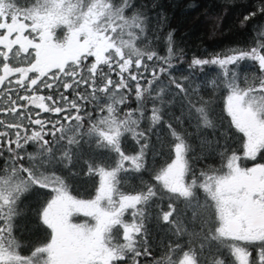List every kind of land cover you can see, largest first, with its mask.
I'll use <instances>...</instances> for the list:
<instances>
[{
	"label": "snow or ice",
	"instance_id": "1",
	"mask_svg": "<svg viewBox=\"0 0 264 264\" xmlns=\"http://www.w3.org/2000/svg\"><path fill=\"white\" fill-rule=\"evenodd\" d=\"M254 17L264 18V0L244 16L242 26ZM149 23L133 0H0V114L13 118H0V264H141L140 257L153 255L147 228L153 208L173 236L187 235L190 242L181 245L177 239L151 264H226L224 250L232 264H264V162H259L264 160V24L254 47L193 57L190 74L178 79L171 71L177 57L174 30L167 33L161 55L148 40ZM246 60L258 63V84L238 75ZM148 61L154 66L146 79ZM205 66L219 71L198 90L193 74ZM130 81L137 106L125 110ZM41 88L59 95L35 96ZM208 88L226 91L223 113L229 121L220 136L231 139L232 129L242 134V156L227 143L218 152L219 141L213 148L206 139L207 155L192 156L184 132L168 122L167 160L152 169L155 183L137 177L136 189L122 190V173L148 170L147 154L156 153L149 133L165 122L167 105L179 99L180 115L168 113L178 125L222 128L225 118L215 116L212 102L196 99ZM146 100L152 103L150 116ZM21 101L58 118L42 120ZM145 119L149 127L142 129ZM29 125L39 130L29 134ZM126 135L139 145L135 154L123 150ZM82 143L90 146L88 152ZM29 144L36 146L34 152H27ZM216 154L221 167L197 174L196 163ZM242 160L253 165L242 166ZM81 174L98 178L91 198L73 194L72 181ZM32 193L35 207L26 208L38 223L30 232L33 238L22 244L16 220L24 211L23 198ZM78 216L86 219L77 222ZM201 237L200 248L192 247ZM178 250L183 254L177 261L172 254Z\"/></svg>",
	"mask_w": 264,
	"mask_h": 264
},
{
	"label": "trees",
	"instance_id": "2",
	"mask_svg": "<svg viewBox=\"0 0 264 264\" xmlns=\"http://www.w3.org/2000/svg\"><path fill=\"white\" fill-rule=\"evenodd\" d=\"M258 0H133L136 8L145 11L149 17V32L147 33L148 40L155 41L152 45L161 55L165 54V38L167 33L174 30V42L177 49V57L173 60V69L172 75L178 79L189 73V64L193 57L198 58H210L214 53L226 52L228 49L233 47H241L245 49H250L254 47L258 39L256 32L259 30V26L264 24V18L254 17L252 20L243 25L241 22L244 19V16L249 12L255 10V6ZM146 6V7H143ZM131 14L130 12L128 13ZM159 37L157 40L156 38ZM182 50V54H181ZM149 72L146 77H150L151 68L154 66V62L148 61ZM232 67V66H230ZM141 71H143L141 69ZM218 69L213 66H205L202 70L198 69L193 75V87L200 89V86L207 80L214 78ZM247 74L249 77V82L253 85L258 84V78L262 75L259 72L258 63L246 60L241 62V65L238 67V75L243 79V76ZM114 80H117L115 73L112 74ZM146 79L141 81V84L146 83ZM164 83L168 82L167 75L163 78ZM132 92L130 95L129 102L125 107L127 108H136L135 101V82H131ZM63 92L61 88L59 90ZM127 92V90H125ZM21 95H25L23 90L20 92ZM155 93H153L154 95ZM226 91L213 92L211 88L207 90H200L199 96L205 101H211L212 107L214 108L215 116H224L225 123L220 130L214 131L212 128H200L197 130L195 124H189L187 121L184 124L178 125L175 120L168 115V113L174 114V116L180 115V101L177 99L174 103L167 105L165 107V116L164 123L156 125L154 130L149 133V138L152 145L156 149V153H160L161 145H165L163 152L157 155L153 151H149L146 157L147 171L143 173L130 172L128 174H121L122 184L121 189L124 191H133L140 184V179L137 177H142L145 181L151 180L152 183H155L152 180V169H159L165 164L167 160L168 141L171 140L168 122L173 124V127L177 128L178 131H183L188 142L192 146V156H201L203 152L204 155H207L208 145L203 144L202 142L206 139L211 142V146L216 148L217 141H219V151L224 150V145L227 143L228 148L232 151L237 152V154L242 156V134L235 133V129H232L231 132L234 134L231 139L225 141L224 138H221L220 132L224 129H227L229 118L226 117V114L223 113V101L224 96H226ZM31 95V94H29ZM48 95L58 96V92H53L49 89L41 88L36 93L35 96L47 97ZM65 95L69 96V99H72V94L66 92ZM166 99H171V97H166ZM46 105L51 106L52 101L45 99L43 101ZM22 104H27L28 108L31 109L32 113L40 112L39 118L42 120H52L55 121L58 117L53 113L42 112L40 109L36 108L30 101H21ZM63 103L62 101L60 102ZM146 116L151 115L152 103L150 100H146L145 103ZM24 109H20L23 111ZM214 116V118H215ZM0 118L11 121L13 118L10 115L0 114ZM35 118V115H33ZM61 120L63 114L59 117ZM149 127V121L147 119L141 121V128L145 129ZM47 128H51V125H47ZM28 132L31 133L32 130H39V126L29 125ZM186 130V131H185ZM12 132L14 137V131ZM46 139L51 140V136H46ZM14 147V145H13ZM94 147V144L91 146ZM123 150L126 154H135L139 150V145L131 138L130 135H126L123 138L122 144ZM82 148L85 152L89 151L90 146L88 144L82 143ZM36 150L34 144H29L27 146V152L31 153ZM228 155H231V151L228 152ZM8 153L5 150L4 158H7ZM259 162H264L260 160ZM0 163H3L0 160ZM242 166H247L253 162L250 160L240 161ZM126 166H128L126 162ZM197 174L199 171L206 167H221V158L218 154L214 156L213 159H200L196 165ZM226 170V169H225ZM190 181L191 177H186ZM98 182V178H89L83 174L78 177H75L72 181L74 195H79L82 198H91L95 194L94 183ZM44 191V190H37ZM203 197V193H200ZM36 194L32 193L30 195L26 194L23 198L21 204V209H23V214L17 218L16 224V236L19 241L24 244L29 239L33 238L30 235L31 230H33L38 223V220L31 211H28L26 206L35 207L36 203ZM167 201H164V207L166 209ZM156 209H152V218L147 222V228L149 230V242L152 245L150 251H152V256H142L140 257L141 264H151L154 258H160L164 253L165 248L169 245L175 246V243L178 242L181 245H188L190 242V237L185 235L182 237H175L171 232L168 231V226L163 224L162 221H158L155 215ZM130 219V217H129ZM200 239H196L192 243V247L199 249L200 248ZM183 250H187L185 247ZM258 249L253 251V256L256 255ZM183 252L178 250L174 252L173 259L179 260L182 257ZM223 258L225 259L226 264H232V258L229 253L224 250Z\"/></svg>",
	"mask_w": 264,
	"mask_h": 264
},
{
	"label": "rangeland",
	"instance_id": "3",
	"mask_svg": "<svg viewBox=\"0 0 264 264\" xmlns=\"http://www.w3.org/2000/svg\"><path fill=\"white\" fill-rule=\"evenodd\" d=\"M251 166H252V164H248V165L245 166V167H251ZM75 219H76L77 222H83V220L86 219V218H84V217H82V216H78V217H76Z\"/></svg>",
	"mask_w": 264,
	"mask_h": 264
}]
</instances>
